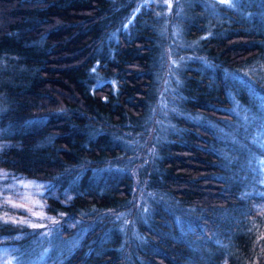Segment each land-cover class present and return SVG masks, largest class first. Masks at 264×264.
Masks as SVG:
<instances>
[{
    "label": "trees",
    "instance_id": "1",
    "mask_svg": "<svg viewBox=\"0 0 264 264\" xmlns=\"http://www.w3.org/2000/svg\"><path fill=\"white\" fill-rule=\"evenodd\" d=\"M0 19V194L35 182L44 215L0 203L9 264H264V0Z\"/></svg>",
    "mask_w": 264,
    "mask_h": 264
},
{
    "label": "rangeland",
    "instance_id": "2",
    "mask_svg": "<svg viewBox=\"0 0 264 264\" xmlns=\"http://www.w3.org/2000/svg\"><path fill=\"white\" fill-rule=\"evenodd\" d=\"M1 21V19H0ZM11 190L5 194H0V203L2 213L11 215L16 220V217L22 214L32 216L35 221H43L44 215L41 212L40 190L35 182L26 181L25 179L16 180L11 178ZM19 215H16L18 212ZM26 211V212H25ZM9 257L6 253H0V264H9Z\"/></svg>",
    "mask_w": 264,
    "mask_h": 264
},
{
    "label": "snow or ice",
    "instance_id": "3",
    "mask_svg": "<svg viewBox=\"0 0 264 264\" xmlns=\"http://www.w3.org/2000/svg\"><path fill=\"white\" fill-rule=\"evenodd\" d=\"M225 2H227V0H221V3H225Z\"/></svg>",
    "mask_w": 264,
    "mask_h": 264
}]
</instances>
